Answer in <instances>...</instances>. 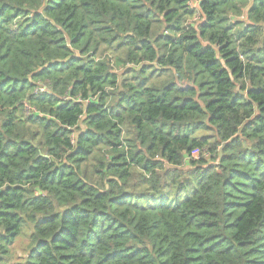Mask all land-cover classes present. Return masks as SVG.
I'll use <instances>...</instances> for the list:
<instances>
[{
    "label": "trees",
    "instance_id": "trees-1",
    "mask_svg": "<svg viewBox=\"0 0 264 264\" xmlns=\"http://www.w3.org/2000/svg\"><path fill=\"white\" fill-rule=\"evenodd\" d=\"M20 235L14 264H264V0H0V264Z\"/></svg>",
    "mask_w": 264,
    "mask_h": 264
},
{
    "label": "rangeland",
    "instance_id": "rangeland-1",
    "mask_svg": "<svg viewBox=\"0 0 264 264\" xmlns=\"http://www.w3.org/2000/svg\"><path fill=\"white\" fill-rule=\"evenodd\" d=\"M192 6H197V4L195 2H192ZM200 152L201 151L198 150L192 151L191 154L192 159L198 160L201 156H205L206 157L205 159L209 157L205 151H203L201 154ZM27 243H28L27 236L20 235L14 244L11 258L5 264H14L16 261H18L19 257L24 255L23 249L27 245Z\"/></svg>",
    "mask_w": 264,
    "mask_h": 264
},
{
    "label": "water",
    "instance_id": "water-1",
    "mask_svg": "<svg viewBox=\"0 0 264 264\" xmlns=\"http://www.w3.org/2000/svg\"><path fill=\"white\" fill-rule=\"evenodd\" d=\"M221 150H222V149L220 148V149H219V154H221Z\"/></svg>",
    "mask_w": 264,
    "mask_h": 264
},
{
    "label": "built area",
    "instance_id": "built-area-1",
    "mask_svg": "<svg viewBox=\"0 0 264 264\" xmlns=\"http://www.w3.org/2000/svg\"><path fill=\"white\" fill-rule=\"evenodd\" d=\"M195 151V150H194Z\"/></svg>",
    "mask_w": 264,
    "mask_h": 264
}]
</instances>
